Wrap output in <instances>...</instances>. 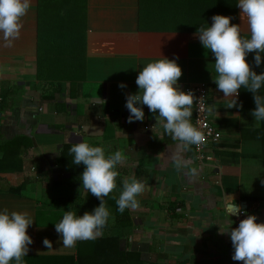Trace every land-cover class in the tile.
Returning <instances> with one entry per match:
<instances>
[{"label": "crops", "instance_id": "0c3cea01", "mask_svg": "<svg viewBox=\"0 0 264 264\" xmlns=\"http://www.w3.org/2000/svg\"><path fill=\"white\" fill-rule=\"evenodd\" d=\"M229 2L232 23L250 38L238 0ZM222 9L223 0H187L188 13ZM139 17L140 0H84L81 23L73 27L70 20H48L31 0L19 38L11 46L0 38V146L22 145L17 156L0 150L6 165L0 169V211L26 212L34 221L24 264H236L227 233L235 214L264 222V151L255 132L260 121L240 107L228 108L231 98L213 82L215 58L195 35L212 21L157 30L140 29ZM162 56L182 67L183 91L207 85L209 120L222 136L205 145L202 160L193 145L182 149L186 166L179 170L170 159L178 142L157 123L158 113L144 106V120L129 123L125 107L127 95L139 91V71ZM254 56H247L251 65ZM82 140L102 146L106 155L122 151L125 161L105 197L111 216L102 237L69 249L55 223L65 211L83 215L100 204L82 187L84 165L72 162L70 148ZM133 176L145 186L139 207L120 213L116 199L124 178Z\"/></svg>", "mask_w": 264, "mask_h": 264}, {"label": "clouds", "instance_id": "9594fccd", "mask_svg": "<svg viewBox=\"0 0 264 264\" xmlns=\"http://www.w3.org/2000/svg\"><path fill=\"white\" fill-rule=\"evenodd\" d=\"M31 6V0H0V38L11 46L19 38L22 19ZM241 19L246 18L250 38L242 37L240 24H233L231 16L214 15L207 27H198L195 33L202 46L214 56L213 82L224 98H231L228 108H242L238 104L241 88L253 94L255 108L251 115L255 122L264 120V96L257 93L264 86V72L257 73L248 62L249 53H255V65L264 63V0H238L237 6ZM183 70L176 59L165 56L148 63L136 78L139 91L126 97L125 107L130 115L128 122L143 121L144 106L153 114L158 113L157 123L162 122L164 131L177 141V151L170 159L179 170L186 166L180 151L191 145L199 146L204 136L191 122L193 96L179 86ZM126 87L125 84L120 85ZM212 113V108L208 109ZM156 123V124H157ZM154 127V126H153ZM75 165H84L80 176L82 187L100 204L83 215L75 211H65L62 219L55 223L64 248H75L77 242L101 238L111 216L105 204V197L116 188L119 175L117 165L125 161V154L116 151L106 155L102 146H92L82 140L74 142L70 148ZM195 169L192 173L195 174ZM144 183L136 177L124 178L123 190L116 204L118 211L139 207L137 197L144 192ZM72 205H69L71 209ZM256 215H247L237 227H232L230 235L234 249L232 259L242 264H264V222H257ZM33 220L26 212L7 209L0 211V264H24L23 257L29 254V245L33 243L28 234ZM221 234L225 232L220 231ZM43 245L51 249L52 242L45 238Z\"/></svg>", "mask_w": 264, "mask_h": 264}, {"label": "trees", "instance_id": "16d2710c", "mask_svg": "<svg viewBox=\"0 0 264 264\" xmlns=\"http://www.w3.org/2000/svg\"><path fill=\"white\" fill-rule=\"evenodd\" d=\"M219 1V0H218ZM229 0H223V9L221 12L217 13L220 15L231 16V11L229 5ZM228 4V5H227ZM38 8L40 14L43 13L47 16L48 20L54 21H72L73 27H77L80 22L81 15L84 8V0H38ZM143 9V10H142ZM143 11V12H142ZM215 13L211 14L208 12L205 13H188L187 12V0H140V17H139V26L140 29H157V30H169V29H158L153 27H146L150 22L156 20L159 21H172L180 23H196V22H205L212 21V17L217 15ZM41 16V15H40ZM173 30H186V28H171ZM41 32V28H40ZM253 70L258 74L264 72V63L259 67L255 65V62L252 64ZM38 76L45 78L39 71ZM258 95L264 96V86L261 87ZM240 104L243 105L241 108L245 113H251L255 108L253 94L243 88L240 90ZM260 125L256 127L255 132L258 133V139L262 141L263 151H264V120L260 121ZM20 145L15 141H10L2 144L0 150L5 153L4 150L9 149L10 152L17 154L20 152ZM22 147V145H21ZM19 148V149H18ZM63 150L68 149V145L62 148ZM61 155V154H60ZM3 160L0 159V169L5 168L3 165ZM16 169H20V166L16 165ZM57 183V182H56ZM55 184V182H54ZM21 187V186H20ZM14 191L17 188L13 189Z\"/></svg>", "mask_w": 264, "mask_h": 264}, {"label": "built area", "instance_id": "2783aa9c", "mask_svg": "<svg viewBox=\"0 0 264 264\" xmlns=\"http://www.w3.org/2000/svg\"><path fill=\"white\" fill-rule=\"evenodd\" d=\"M185 92H192L193 96V105L191 108L192 111V122L193 125L199 128L204 136L203 142L197 146L193 145L196 158L202 160L204 158V149L205 145L210 143L214 144L220 141L221 132L217 130L209 120V113L207 109L208 103V91L207 85L205 83H197L188 87L184 90ZM245 216L242 211H238L235 216V227L239 225L240 220L244 219ZM236 264H242V262L236 261Z\"/></svg>", "mask_w": 264, "mask_h": 264}, {"label": "rangeland", "instance_id": "374dc122", "mask_svg": "<svg viewBox=\"0 0 264 264\" xmlns=\"http://www.w3.org/2000/svg\"><path fill=\"white\" fill-rule=\"evenodd\" d=\"M185 23L186 22H182V21L180 23H177V22H172V21H159V20H156L154 22L148 23L146 25V27H153V28H158V29L186 28V27L188 28V26L190 24L189 23L185 24ZM247 60H249V59L247 58ZM249 116H252V115L249 114ZM252 118L255 120V118L253 116H252Z\"/></svg>", "mask_w": 264, "mask_h": 264}]
</instances>
